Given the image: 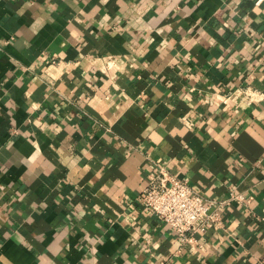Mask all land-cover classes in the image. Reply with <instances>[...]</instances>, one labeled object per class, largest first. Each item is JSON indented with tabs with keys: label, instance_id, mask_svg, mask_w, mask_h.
Segmentation results:
<instances>
[{
	"label": "crops",
	"instance_id": "obj_1",
	"mask_svg": "<svg viewBox=\"0 0 264 264\" xmlns=\"http://www.w3.org/2000/svg\"><path fill=\"white\" fill-rule=\"evenodd\" d=\"M160 167L243 198L182 241ZM0 264H264V0H0Z\"/></svg>",
	"mask_w": 264,
	"mask_h": 264
},
{
	"label": "built area",
	"instance_id": "obj_2",
	"mask_svg": "<svg viewBox=\"0 0 264 264\" xmlns=\"http://www.w3.org/2000/svg\"><path fill=\"white\" fill-rule=\"evenodd\" d=\"M240 194L223 199H208L194 191L186 179L160 167L149 176L138 194V202L174 231L182 241L192 234L221 224L220 209L230 201L242 200Z\"/></svg>",
	"mask_w": 264,
	"mask_h": 264
}]
</instances>
